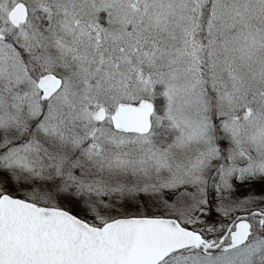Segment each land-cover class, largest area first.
<instances>
[{
    "label": "snow or ice",
    "instance_id": "1",
    "mask_svg": "<svg viewBox=\"0 0 264 264\" xmlns=\"http://www.w3.org/2000/svg\"><path fill=\"white\" fill-rule=\"evenodd\" d=\"M0 264H264V0H0Z\"/></svg>",
    "mask_w": 264,
    "mask_h": 264
}]
</instances>
